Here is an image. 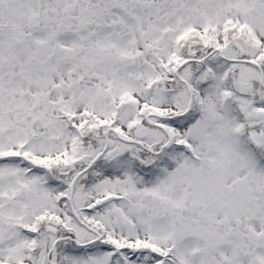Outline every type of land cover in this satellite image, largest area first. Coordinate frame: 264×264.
<instances>
[{"label":"snow or ice","instance_id":"6c2138e0","mask_svg":"<svg viewBox=\"0 0 264 264\" xmlns=\"http://www.w3.org/2000/svg\"><path fill=\"white\" fill-rule=\"evenodd\" d=\"M0 264H264V0H0Z\"/></svg>","mask_w":264,"mask_h":264}]
</instances>
